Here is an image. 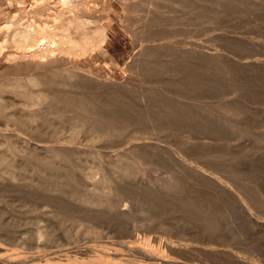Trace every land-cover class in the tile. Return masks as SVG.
I'll list each match as a JSON object with an SVG mask.
<instances>
[{
  "label": "rangeland",
  "instance_id": "374dc122",
  "mask_svg": "<svg viewBox=\"0 0 264 264\" xmlns=\"http://www.w3.org/2000/svg\"><path fill=\"white\" fill-rule=\"evenodd\" d=\"M113 1L115 2V0ZM250 1L252 2L250 3ZM190 2H192L190 3L192 9L191 18H189L191 20L185 18L186 20H182L180 24H174L173 22V28L192 27V35L189 36L192 37L193 59L188 58L190 61L187 62H190L192 65L194 61V68L187 66V68L184 69V72L181 71L180 73V76H186L188 73H192V69H194L196 103L200 104L199 106L196 104V113L199 114V116L197 115V120H200V122L197 121V126L193 128L194 130L188 126L181 131L183 136L190 137L189 141L187 143L179 144L177 137H171L170 139H166V142L163 143L157 142L154 139V141H152L150 139L152 135L146 134V136H149V140L143 143L136 140V138L140 137L142 134L136 132L139 127L133 125L130 127L131 129H128V131L123 134L124 137L122 139H114L111 136H105L102 138L103 140L96 139L95 142L90 140L87 142V138L85 139V136L79 129L81 121L78 120V118L74 119V124H70L68 121L59 123L58 130L61 133V138L57 143L49 141L48 136H38V138L28 136L29 138L27 137L19 143H16L12 138H3V136L0 135V155L3 152H6V149H9L11 146L13 148L16 145V147H14L16 149L20 147L17 149L19 152L16 155L10 154V156L8 154V157L10 156L8 159L13 162V164H15L14 167L16 166L15 168H17L13 171L15 173L17 172V176L11 174L0 175V264H264V208H262L264 207V0H240L236 5L226 1L224 2L225 5H227H224V9L226 8L224 10L225 12L219 15L216 14V16L214 13V16L212 14H210V16L204 15L205 18L200 17V14L198 13L204 9V1L196 0ZM34 5H36L34 0H0V20L4 21L7 18L14 20L16 19V16L18 17L21 11L36 8L33 7ZM115 5L118 7V10L117 13L113 14L114 28L109 32V37L102 52L95 51L91 56H85L79 61L67 65H70L73 69L74 67L77 68L76 66L81 65L82 67L91 70L92 74L90 77L84 78L83 81H85V84L83 82V86L80 85L81 87H79V85H77V88H71V92L69 86L64 88V86H66L65 83L64 85L62 84L63 82H55L54 79L53 81L52 79H49L50 77L54 78L51 76V71L47 70V74H44L45 71L40 72V68L37 66L36 69L34 68L35 65L30 68L25 65L18 66L20 67L19 69H16L17 66L14 68L13 65L10 64L11 62H9V59L7 58L8 60H6L5 58L8 57L6 56L8 55V51L12 50L9 44H7L6 48L4 47L3 51L7 54H2L3 57L0 56V58H2L0 59V82H6L7 80L11 83L15 82V84H22L23 82L24 85H26L23 87L26 88L33 79L38 77L33 80L35 86L33 85L34 87L32 88V86L29 85V89H33L34 95L35 93L38 94L35 96L39 97V101L42 104L39 102L36 106L37 108L34 107L32 108L33 110L40 108L43 110L47 106H50L52 103L49 102H53L52 95H54L55 92L56 97L58 96V98L63 99L64 97H62V95L69 94L68 96L70 98L72 94H75L73 95L74 97L71 98L73 100L85 94L84 97H82L86 99V101H89V98L90 101L96 100L97 102H101V104L99 103L100 105L98 104L99 106L97 105L96 112L99 113L100 110L104 115H110L112 114V111H115L118 115H121V113L123 114L127 109L126 104L128 105L131 101H133V105L137 107H144L145 105L139 100H136V98H133L131 94L135 85L134 82L129 80L131 69L129 70L127 66L131 68L130 58L135 50L131 35H129L126 30L127 24L126 22H124L125 24L122 23V18H119L118 15L122 13L121 6L118 4ZM235 6H240L241 9H239V7V10L237 9L236 12L234 10ZM258 6L259 8H257ZM196 10L199 15H195L197 14L195 13ZM3 16L6 19H4ZM210 34L213 36L215 34L216 37H212ZM209 36L211 37L209 38ZM207 37L209 40L214 39L209 42ZM201 41L204 44L209 43L207 46L210 49L206 45L204 46ZM227 42H230L231 46ZM213 43H215L214 46L212 45ZM206 53L208 54V58L215 54V56L217 55L218 58H221L222 60L219 61V64H216L211 61L213 57H211V59L206 57ZM200 54L202 55L200 56ZM203 54L206 56L204 57ZM199 56H203V59ZM114 62L117 65H115ZM210 62L212 63L210 64ZM215 64L223 66L222 69L229 72V74L221 75L220 71L216 72L220 69H218L219 66H216ZM21 67H24V70H22ZM173 67H176V65ZM31 68L35 71L38 69L39 73H37V71H29ZM189 68H191L192 71ZM20 70H22V72H19ZM74 70L76 71L78 68ZM185 70L187 71V74ZM224 75L225 77L228 76V78L231 75L230 77L233 78H229L230 80L228 81V78H225ZM177 76L178 73L175 72V74H172L171 78H169L171 80H178L180 76ZM32 77L33 79H31ZM26 78L30 80H27ZM41 78L45 83L42 81L40 83L37 82L38 79L41 80ZM74 78L76 79L78 77L76 76ZM25 80L30 82L25 83ZM203 80L206 82H203ZM52 82H54L53 88L55 90H52ZM211 82H214L215 86L213 85L214 83L212 84ZM84 85L87 87H84ZM49 88L51 90H49ZM62 88L63 90L61 91ZM75 89L78 90L76 91ZM215 89L216 91L219 89V91L216 92ZM231 90L234 92L232 93ZM46 91L54 92H50L51 95H49ZM63 91L66 94H64ZM223 92H226V94ZM222 93L225 96H223ZM39 94L41 95V98ZM118 94L125 98V101L122 100L123 98L120 96L116 97ZM96 95H98V98ZM3 96L2 99L6 102L9 108L11 107L9 110L13 111L15 105L19 103L18 97H14V93L10 91H5ZM49 96H51V98H49ZM130 97H132V99ZM113 98L116 99L114 100ZM188 98L187 101H193L190 96H188ZM6 100L9 101L7 102ZM102 102L104 104H102ZM241 102L242 104L240 105ZM224 103L240 108L241 114L239 117L230 116V114L228 115L223 111L224 114L221 113L218 109V104ZM245 104H247V107ZM210 108L215 109L212 110ZM214 112L217 113L215 114L217 117L212 115ZM200 113H203L202 116L205 113V116H203L205 117V120ZM206 113H211V115L214 116L213 122L216 120L218 121L213 123L214 126L211 125L212 127L209 125L210 123L203 126H206V128L215 127L216 131L203 128L202 124H205L207 121L206 116H208V114L206 115ZM93 119L96 118L93 117ZM77 120L80 121L78 124ZM23 121L27 122V119H24ZM198 122L203 123L200 125ZM231 123L234 126H237L236 129H240L243 133L240 135L238 132H235V130H233L235 127L232 126ZM28 125L31 126V123L27 122V127H29ZM71 125L75 126L74 129L78 130H76L77 133L73 131L76 135L72 134L73 127ZM11 127L13 126L9 125L8 127H3L0 125V133H2L1 130L3 128L11 130ZM84 127L85 126H83V128ZM186 128L188 130H186ZM205 130H207V132H204ZM134 132L136 136L134 135ZM49 142L50 144L52 142L55 145H49ZM45 144L46 146H53L55 150L57 149L56 146L59 148L61 146L60 149H57V152L52 150V153H58L59 151L62 154L65 150L66 153L65 151L63 153L65 155L69 154L67 149L68 151L69 149L70 151L72 150L69 152L72 153V155H75V159L80 162V164L77 162V166L79 164L80 167H82L81 169L79 166V168L76 166V169L78 168V170L83 172L91 170L94 173L93 179L96 181L101 178L103 171L105 172L108 170L109 162L118 160L120 156L123 157L125 153H135V157L138 160L137 164L142 166V172L139 175L134 176L133 179L128 180L127 183H123V187H125L123 189L126 191L127 197L125 195L122 199L119 208H122V211L127 213V217H121L118 215L115 216L116 219L113 217L115 221L113 218L108 221H112V223L116 222L115 224H118L121 221L123 227L120 224H118L120 229L118 227L107 226L105 221L107 220L106 217L109 218V216H113L114 214L106 215V217H104L105 219L99 218L97 221L90 220L89 215L92 213L90 210H85L86 207H79L78 203H75L73 199L67 196L61 195L59 198L50 192H45L46 190L43 191V187H40L42 184V182L40 183V180L42 181L43 179L38 178L35 174L31 177L33 174L31 172V174L28 172L31 176L28 174V177L27 173L25 175L28 179L31 178V180L34 181L31 182V180H28V182H31V185L34 184L32 187L25 186L26 183L23 185L24 182L21 180H23L24 175L21 176L19 174H21V168L23 170V167L27 166V161H29L30 156H38L39 154V159H37V161H39L41 157V159H45V163H47L46 160L48 159V162H54V160H52L53 156H50V154L54 155L55 153L52 154L49 151H45L43 148ZM176 144L179 145L177 146ZM221 157L223 158L221 159ZM139 161L140 163H138ZM56 162H58V164ZM53 164L54 166H51L59 171H66L68 168L70 169L65 161H55ZM26 168L27 171H31V169H28L29 167ZM171 176L172 179L170 183L167 180L168 177ZM18 177H20V179ZM167 185H175L176 187L173 186L171 188ZM165 186L166 189L164 188ZM241 187L244 190H242ZM32 188L34 190H32ZM150 188L153 190H150ZM169 188L172 189H170V192H175L170 193ZM174 188H176V190H174ZM245 188L247 189V192ZM161 189L164 190L162 191ZM128 192L135 195V197H132V195L131 199ZM167 192H169V194ZM136 193L139 196L136 195ZM173 193H175V195H173ZM218 194L220 195L219 197ZM242 194H246L251 200V203H249V199L247 204L246 202L244 203V199L241 197ZM160 196L162 197L161 199ZM197 197L198 199H196ZM136 198L138 204L135 202ZM185 201L188 206L192 207L190 209L193 212H190V214L186 213L183 210L184 207L181 206ZM240 201L242 202L240 203ZM67 203L68 205H66ZM135 203L137 205H135ZM140 203H145V206L146 204H148L147 206L150 204L152 212H149V215L148 212H146L145 215L136 212ZM200 203L205 205V210H202V219L211 217L207 220L214 221L215 224L212 223L214 224L213 226L207 225L208 222L203 221L205 224L200 222V215H198L199 212L196 213L195 210H193L194 206H197ZM256 204H258V206ZM210 205L211 207H209ZM250 206L251 208H249ZM27 207H36L38 208V211H29V208ZM64 207H67L68 209L76 207L81 210L80 213L76 212V214L74 213L75 215L72 214L74 220H79L78 223L70 218L67 208L65 209ZM252 209L254 212H252ZM259 210L262 211L259 212ZM82 212L83 214H81ZM193 213L195 215H193ZM56 214L61 217L67 215L70 220L66 216L62 220V223H58L59 220H56ZM150 214L153 215H151L152 218L149 219ZM250 214L254 216H251ZM80 223L84 225L91 223L94 227L88 231L86 228L82 230L78 227ZM218 224L221 226L219 227ZM204 226H206L207 230H205ZM3 228L5 229V232H2V230H4ZM6 230L8 231L6 232ZM83 231L88 232L87 235L89 233H92L93 235L89 234V237H86L84 236L86 233L83 234ZM38 232H41L42 234H38ZM4 233L8 234L6 235ZM216 233L218 234V237ZM90 235H92L91 240ZM94 235L97 237L100 236V238L98 237L99 239L94 240L97 238ZM120 235L121 237H119ZM111 239L113 241H111ZM221 240L226 243V246L223 245L224 243ZM123 244L124 246H122Z\"/></svg>",
  "mask_w": 264,
  "mask_h": 264
},
{
  "label": "bare ground",
  "instance_id": "6f19581e",
  "mask_svg": "<svg viewBox=\"0 0 264 264\" xmlns=\"http://www.w3.org/2000/svg\"><path fill=\"white\" fill-rule=\"evenodd\" d=\"M34 1H35L36 5H34L33 7H36L37 9L34 8V9H30V10L21 11V13H19L18 17L16 16V19H14V20H11L9 18L6 19L4 16L3 17L6 20H4V19H3L4 21L0 20V56L1 57H3L2 54L3 55L7 54V53H4L3 51H4V47L6 48L7 44H9V46L12 48V50L8 51V55H6L8 57H5V58H6V60L9 59V62H11L10 64H12L14 68H15V66H17L16 69L17 68L19 69L20 67H18V66H22V65H25L26 67L28 66L30 68V67H33L35 65L34 68L36 69V66H37L38 68H40L39 69V70H41L40 72L45 71L44 74H47L46 73L47 70L51 71V73H52L51 76H53L54 78L50 77V73H49V77H50L49 79H52V81L54 79L55 82L56 81H59L60 83L63 82L62 84L65 83L66 86H64L65 85L64 84L63 85L64 88L69 86L70 91L73 88H77L78 87L77 85H79V87H81L80 85H82L83 82L85 84V81H83L84 78L91 76V74H92L91 70L88 68L82 67L81 65H78V66H76L78 68V70L75 71L74 69H77V68L74 67V69H73V67H71L70 65L69 66H67V65L72 63V62L79 61L81 58H83L85 56H91L92 54H94L95 51L102 52L104 46L106 45V41L109 37V32L114 28L113 14L117 13L118 7L115 4H118L119 6H121V10H122V13L118 14L119 18H122L121 19L122 23L126 22L127 27L126 26L125 27L127 28L126 29L127 33L129 35H131L132 43L134 45V50H135L132 53V57H131L132 59L130 58L131 68L129 66H127L129 68V70L131 69L130 70L131 74H129L130 75L129 80L131 82H134V85H135V87H133V91L131 94H132L133 98H136V100H139L145 106L144 107H141V106L137 107V106L133 105V101H131L129 99L131 102H129L128 105L126 104L127 109L125 112H123V114L121 113V115L120 114L118 115L115 113V111H112V114L104 115L101 113L100 110H99V113L96 112V107L99 103L101 104V102H97L96 100L90 101L89 98H88L89 101H86V99L83 98L85 94L82 95L83 97L80 96L79 98L73 100L71 98H73L74 97L73 95H75V94H72V96L70 95L71 96L70 98L68 96L69 94L68 95H62V97H64V99H63V98H58V96L56 97L55 96L56 92H55V94L53 93L54 95H52L53 96V102L52 101L49 102V103H52L50 106H47L43 110L41 108L33 110L32 108L36 107L38 105V103L40 102L39 97L35 96L38 94L35 93V95H34V91L32 89L35 86L34 85L35 82L33 83V80L37 79L38 77L35 78L33 76L35 79H33V77H32L31 79H33V80L31 82L25 80L26 81L25 83L30 82L29 85L32 86V88H30V89H29V85H27L28 87H26V88L23 87V86H26V85H24L23 82H22V84H20V83L15 84V82L11 83V82H8V80H7L6 82L5 81L0 82V125H2L3 127H8L9 125H12L13 127H11L12 128L11 130H7L6 128H3L1 130L2 133H0V135L3 136V138H8V139L12 138L14 141H16V143L17 142L19 143L20 141L27 138L28 136H32V137H36V138H38V136L39 137L48 136L49 141H53V143L54 142L57 143L60 141L59 139L61 138L60 137L61 133L58 130L59 123L68 121V122H70V124H74V119L78 118V120H80L81 122L77 120L78 121L77 124L80 122V125H79L80 128L79 129L83 133V135L85 136V139L87 138V142L89 140L95 142L96 139L97 140H103L102 138H104L105 136L106 137L111 136L114 139L115 138L116 139H122L124 137L123 134H125V132H127L128 129H131L130 127H132L133 125L138 126L139 128H138V131H136V132H139L140 134H142L140 137H137L136 140L143 142V143H145L149 140V136H146V134L152 135L150 137V139L152 141L155 140L157 142H163V143L166 142L165 141L166 139H170L171 137H177L179 144L180 143L181 144L187 143L189 141L190 137L189 136L188 137L183 136L181 131H183V128L185 129V127H188V126H189V128L193 129L197 126V121L200 122V120H197V115L199 116V114L196 113V104L198 106L200 104L196 103L194 69H192L193 72L190 74L189 73L187 74V71L185 70L186 74H187L186 76H180V73H181V71L184 72V69L187 68V66L194 68V61H193L192 65L190 62H187V61H190L188 58L193 59V44H192V37H190L192 35V27L188 26L185 28H183V27L182 28L181 27L180 28H173V25L175 23L180 24V22L182 20H186L187 18L188 19L191 18V10L192 9H191L190 3H192V2H190V1H196V0H115V2L113 0H34ZM198 1H202V2L204 1V4H205L204 9L202 11L198 12L200 14V17H204V15L210 16V14H212L214 16V14H215V16H216V14L219 15V14H222L223 12H225L224 10L226 8L224 9V5H225L224 2H226V1L236 5L237 2L240 0H198ZM251 2L252 1H250V3ZM230 3H228V4H230ZM39 4H40V6H39ZM252 4H254V3H252ZM32 5H33V3H32ZM225 6H227V5H225ZM239 7L235 6L234 10L236 11ZM257 8H259V6ZM239 9H241V7ZM193 11H194V9H193ZM195 13H197V10ZM198 13L195 15H199ZM212 15H211V17H212ZM5 16H7V15H5ZM9 16H11V15H9ZM196 17H198V16H196ZM196 19L199 20L198 18H196ZM211 19H213V18H211ZM189 20H191V19H189ZM201 20H202V18H201ZM173 22H174V24H173ZM169 24H171V25H169ZM253 33H251V34H253ZM211 36L216 37L215 34H214V36L213 35H211ZM211 36H209V38ZM190 38H191V41H190ZM209 38L207 37L208 40H209ZM213 39H210V40L213 41ZM210 40H209V42H211ZM205 42H206V40H205ZM207 44H209V43H206V44L203 43L204 46L205 45L207 46ZM214 44L215 43H213L212 45L214 46ZM228 44L230 45L231 43L229 42ZM232 44H233V42H232ZM224 45H226V44H224ZM198 46H202V45H198ZM210 47H212V46H210ZM201 48H203V47H201ZM195 50H197V49H195ZM216 50H218V49H216ZM219 51H217V52H219ZM217 54H219V53H217ZM201 55L202 54H200V56ZM212 55H213V53H212ZM219 55H221V54H219ZM203 56L205 57L206 55L203 54ZM214 56H215V54H214ZM214 56H211V57H213L212 58L213 60L211 59L210 56H209V58L214 63L219 64V61L222 59L218 58L217 55L215 57ZM202 57H200V58H202ZM206 57L208 58V54ZM257 58H259V57H257ZM0 59H2V58H0ZM204 59H206V58H204ZM208 61H210V60H208ZM211 63L212 62H210V64ZM114 64H115V62H114ZM115 65H117V64H115ZM175 65H176V67H173ZM216 66H219V65H216ZM222 67L223 66H219V68L217 67L220 70H218L216 72L220 71L221 75L222 74L228 75L229 72H227L226 70L224 71L222 69ZM23 68H22V70H24ZM79 69H81V70H79ZM189 69L191 70V68H189ZM22 70H20L19 72H22ZM27 70H29V69H27ZM29 71H35V70H33L31 68ZM36 71H37V73H39L38 69ZM175 72H177L178 76H180V77L178 80H171L170 78H171L172 74H175ZM188 72H189V70H188ZM19 75H20V73H19ZM76 76L78 78L75 79L74 77H76ZM230 76H229V78H233ZM47 77H48V75H47ZM224 77H225V75H224ZM13 78H16V77H13ZM28 78H30V77H28ZM28 78H26V79L30 80ZM174 78H176V77H174ZM225 78H228V76H226ZM229 78H228V81L230 80ZM71 79H72V81H71ZM41 81L43 83H45V81L42 78H41V80L38 79L37 82L40 83ZM131 82H129V83H131ZM203 82H206V81L203 80ZM53 84H54V82H52V85H51L52 90L54 89ZM213 85L215 86V83ZM85 86L86 85H84V87ZM219 86H220V83H219ZM223 86H225V85H223ZM38 87H39V85H38ZM49 90H51V89L49 88ZM62 90H63V88L61 89V91ZM66 90H68V89H66ZM233 90H235V89H233ZM233 90H231L232 93L234 92ZM5 91L6 92L10 91V92L14 93V97L16 96L19 99V103L15 105V107H14L15 109L13 111L9 110L11 107L9 108V106L6 104V102L2 99L3 93ZM215 91H216V89H215ZM218 91H219V89H217L216 92H218ZM221 91H222V89H221ZM50 92H54V91H50ZM50 92H47V93L49 95H51ZM45 93H44V95L46 96ZM63 93H64V91H63ZM59 94H60V92H59ZM64 94H66V93H64ZM77 94H78V92H77ZM77 94H76V96H77ZM224 94H226V92ZM224 94H223V96H225ZM96 96L98 98V95H96ZM119 96L120 95L118 94V96H116V97H119ZM188 96H190L193 99L192 102H190V100L187 101ZM120 97H122V96H120ZM132 97H130V98L132 99ZM40 98H41V95H40ZM49 98H51V96H49ZM85 98H87V97H85ZM113 99L115 100L116 98H113ZM122 100L125 101V98H123ZM6 101L8 102L9 100H6ZM42 101H43V99H42ZM40 104H42V103L40 102ZM102 104H104V103L102 102ZM241 104H242V102L240 103V105ZM218 105H217L218 109H219V111H221V113L226 112L228 115L230 114V116H237V118L241 114L240 108H238L234 105H230L228 103L227 104H225V103L224 104H218ZM245 105L247 107V104H245ZM210 109H212V108H210ZM214 109H212V110H214ZM216 109H217V107H216ZM245 109H247V108H245ZM124 110H122V111H124ZM244 111H242V112H244ZM200 114L202 116L203 113H200ZM207 114H208V116H206L207 121H206V123L204 122L205 124H202V126L206 125L207 123H210L209 125L211 126V125H213V123L218 121V120H216L213 122V117L215 116V114H217L216 112H214V114H212L214 116H212L211 113L210 114L206 113V115ZM22 116H24V117H22ZM203 116H205V113ZM93 117L96 119H93ZM215 117H217V116H215ZM203 118L205 120V117H203ZM203 118H201V119H203ZM24 119H27V122L31 123V126L28 125L29 127H27V122H24L23 121ZM199 119H200V117H199ZM225 120H226V118H225ZM71 122H73V123H71ZM201 123H203V122H201ZM201 123H199V124L201 125ZM209 125H207V126H209ZM83 126H85V127L83 128ZM232 126H234V125L232 124ZM72 127H73L72 134L76 135L78 130L74 129L75 126H72ZM234 127L235 128H233V127L232 128H233V130H235V132H238L240 135L243 133L242 131H240V129L239 130H238V128L236 129L237 126H234ZM203 128L208 129V130L209 129L215 130V127L206 128V126L205 127L203 126ZM192 129H190V130H192ZM186 130H188V129L186 128ZM73 131H75L76 133L75 132L73 133ZM204 132H207V130H205ZM134 135H135V132H134ZM240 135H239V137H240ZM72 136H70V137H72ZM260 139H262V138H260ZM53 143L51 142V144H53ZM115 143H117V142H115ZM143 143H141V144H143ZM51 144L49 142V145H51ZM123 144H125V143H123ZM53 145H55V144H53ZM144 146H146V145H144ZM156 146H157V143H156ZM14 147H16V145ZM14 147L12 148V146H11L9 149H6V152L1 151L3 153L0 155V175L1 174L2 175L11 174L13 176L16 175L17 172L15 173L13 171L17 168H15L16 167V166L14 167L15 164H13V162H11L8 159L12 154L16 155L19 152V151H17V149H19L20 147L17 149ZM43 148L45 149V151H49L52 153V150L57 152V149L59 147L56 146L57 149L55 150L53 148V146H46V144H45V146ZM60 148H61V146H60ZM62 148H63V146H62ZM64 151L62 152V154L59 151H58V153L54 152L55 154L52 153L54 155L50 154V156H53L52 160H54V162L55 161H59V162L65 161L66 165L68 164L69 165L68 167H70V169L68 168V170H66V171H59L58 169H54V167H53L54 162L53 161H52V163L48 162L49 159L46 160L47 163H45V159L43 160V159H41V157L39 160L41 162L37 161V159H39V154H38V156L37 155L30 156V159L31 158L32 159L31 160L29 159V161H27L28 163H27L26 167H29L28 169H31V171H27V168L23 167L24 169L22 170V168H21V174H19L21 176L24 175L23 180H21L24 182L23 185L26 183L25 186L27 185V186L32 187V185L34 184L33 183L31 185V182L33 180H31V178L28 179V177H29L28 174L31 172V173H33L32 176L30 175L31 173L29 174L31 177H33L35 174V175H37L38 178L43 179L42 181L40 180V183L42 182L40 187H43V191L46 190L45 192H50L53 195L58 196L59 198L61 195H64V196H67V197L73 199V201H75V203H78L79 207L80 206L83 208L86 207L85 210H87V211L90 210L92 212L89 215V218L92 221H97L99 218L105 219L104 217H106V215L108 216L110 214H114L113 216L112 215L109 216V218L106 217V219H107V220H105L106 224L108 227H115V228L118 227L120 229L118 224L122 225L121 221H120V223H118L119 222L118 221L117 222L118 224H115L116 222L112 223V221H110V222H108V221L110 219H112L113 217L116 219L115 216H118V215L121 217L122 216L127 217V213L122 211V208L120 209L119 206H121V201L125 197V195L127 197V193L123 189V188H125V187H123V183L124 182L127 183L128 180L133 179L134 176L139 175L142 172V170H141L142 166L137 164L138 160L135 157L136 156L135 153H125V155H123V157L120 156V158L118 160H115L113 162H109V168L107 170L108 172L103 171L101 178L98 179V181H96L93 179L94 173L91 170H89L87 172H83V171L78 170V168L80 167V165H79L80 162L77 161V159H75V157H74L75 155H72V153H70L72 150L70 151V149H69V151H70L69 152L67 149V152L69 154H65V155L63 154ZM65 153H66V151H65ZM8 154L9 155L11 154V155L8 157ZM214 157H216V156H214ZM223 157H221V159ZM76 158H77V156H76ZM17 162H19V161H17ZM77 162H79V164H78L79 167L77 166ZM56 163L58 164V162H56ZM138 163H140V161ZM17 165H18V163H17ZM51 165H53V166H51ZM76 166L78 167L77 169H76ZM80 168L82 169V167H80ZM87 169H89V168H87ZM25 171H27V172H25ZM26 173H27L28 177L25 175ZM229 173H230V171H229ZM20 177H18V178L20 179ZM171 179H172V176L168 177L167 181H169L171 183ZM28 180H31V182H28ZM169 182H168V184H169ZM37 183H39V182H37ZM173 186H175V185H173ZM173 186H170V187L172 188ZM164 188L166 189V186ZM171 188H169V192H170ZM241 189H242V187H241ZM30 190H31V188H30ZM32 190H34V189L32 188ZM150 190H153V189L150 188ZM174 190H176V188H174ZM242 190H244V189H242ZM169 192H167V193L169 194ZM172 192H175V191H171L170 193H172ZM246 192H247V189H246ZM137 193H136V195H138ZM132 195L133 194L129 195L131 199H132V197H135V195H133V196ZM158 195H159V193H158ZM173 195H175V193H173ZM44 196H43V199H44ZM219 196L220 195L218 194V197ZM157 197H159V196H157ZM241 197L244 199V203L246 202V204H247L248 199H249L247 197V195L242 194ZM40 198H41V196H40ZM161 198L162 197L160 196V199ZM190 198H192V197H190ZM45 199H47V198H45ZM196 199H198V197ZM259 200H262V199H259ZM235 201H237V200H235ZM48 202H49V200H48ZM135 202L138 204L137 198H136ZM241 202L242 201H240V203ZM136 203H135V205H137ZM249 203H251L250 199H249ZM144 204L145 203H140L139 207L137 206L138 210L136 212H140L142 215H145V213L148 212V215H149V212H152L151 206H150V204H149V206H147L148 204H146V206ZM66 205H68V203ZM211 205L209 207H211ZM256 205L258 206V204H256ZM181 206L184 207L183 210L186 213L190 214V212H193L190 209L192 207L188 206L186 204V201ZM27 208H29L28 209L29 211H33V212L38 211V208H36V207H27ZM64 208L66 209L67 207H64ZM153 208H152V210H153ZM249 208H251V206ZM262 208H264V207H262ZM58 209H60V208H58ZM61 209H62V207H61ZM226 209H227V207H226ZM193 210H195L196 213L199 212L198 215H200L199 216L200 222H202V223H203V221L208 222L207 225H212V226L215 224L214 221L212 222L210 220L209 221L207 220V219H210L211 217L202 219V210H205L204 204L200 203L197 206H194ZM67 211L70 214V218L74 222L78 223L79 220H76V219L74 220L73 219L74 217L72 218V214L75 215L76 212L80 213L81 210L77 209L76 207L75 208L72 207L69 209L67 208ZM260 211H262V210H259V212ZM252 212H254L253 209H252ZM133 213H135V212H133ZM194 213H193V215L196 214V213L195 214ZM57 214H59V213H57ZM57 214L55 215L57 217L56 220H59L58 223H62V220L67 215L65 217H63V216L61 217L60 215L57 216ZM81 214H83V212ZM61 215H63V214H61ZM132 215H134V214H132ZM151 215H153V214H150L149 219L152 218ZM250 215L254 216L252 214H250ZM67 218H68V216H67ZM70 218H68V219L70 220ZM114 218H113V220H114ZM103 222H104V220H103ZM133 223H134V221H133ZM159 223H160V221H159ZM212 223H214V224H212ZM87 224L91 225V223H87ZM87 224L84 225V224L80 223L78 225V227H80V229H82V230H84L86 228L87 231L91 230L94 227V225L90 226ZM203 224H205V223H203ZM216 225H217V223H216ZM62 226H63V224H62ZM218 226H219V224H218ZM122 227H123V225H122ZM204 227H205V230H207L206 226H204ZM201 229H202V227H201ZM7 231L8 230H6V232ZM2 232H5V229L2 230ZM83 232H84L83 234L86 233V235H84L86 237L89 234H92V233H89L87 235L88 232H85V231H83ZM97 232H98V230H97ZM39 233H41V232H38V234ZM100 233H101V231H100ZM4 234H6V233H4ZM125 234H127V233H125ZM92 235H90V237ZM94 236H96V235H94ZM41 237H42V235H41ZM98 237L100 238V236H98ZM98 237L95 238L94 240L99 239ZM119 237H121V235ZM123 237H125V236H123ZM217 237H218V234H217ZM49 238H50V236H49ZM75 238H76V236H75ZM182 238H183V236H182ZM225 238H226V235H225ZM91 239H92V237L90 238V240ZM219 240H220V237H219ZM223 240H224V238H223ZM223 240H221V241H223ZM111 241H113V240L111 239ZM225 241H226V239H225ZM94 242H96V241H94ZM223 243H224L223 245L226 246V243L224 241H223ZM117 245H119V244H117ZM122 246H124V244ZM133 246H134V244H133ZM164 246H165V244H164ZM100 247H102V246H100ZM100 250H101V248H100ZM248 259H247V261H248Z\"/></svg>",
  "mask_w": 264,
  "mask_h": 264
}]
</instances>
